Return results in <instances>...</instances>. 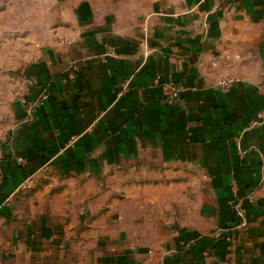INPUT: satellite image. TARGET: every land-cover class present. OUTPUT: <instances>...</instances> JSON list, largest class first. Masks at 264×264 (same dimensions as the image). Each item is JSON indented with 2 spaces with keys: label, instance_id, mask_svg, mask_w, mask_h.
<instances>
[{
  "label": "crops",
  "instance_id": "0c3cea01",
  "mask_svg": "<svg viewBox=\"0 0 264 264\" xmlns=\"http://www.w3.org/2000/svg\"><path fill=\"white\" fill-rule=\"evenodd\" d=\"M51 10L0 95V264H264V0Z\"/></svg>",
  "mask_w": 264,
  "mask_h": 264
},
{
  "label": "rangeland",
  "instance_id": "374dc122",
  "mask_svg": "<svg viewBox=\"0 0 264 264\" xmlns=\"http://www.w3.org/2000/svg\"><path fill=\"white\" fill-rule=\"evenodd\" d=\"M60 2L61 0H0V95L3 97L6 94L4 92L7 91H10L14 97H20V93L14 88V81L10 84L12 79L8 77L9 72L16 73L17 46L29 40L30 31L34 29L42 31L45 28L48 20L53 18L51 9L57 7ZM17 40L20 42L18 45ZM28 52L30 51L23 50L24 61ZM2 116L3 112L0 110V125L3 123ZM11 122L9 117L6 127L8 134L15 126V123L11 125ZM3 132V128H0V171L3 169V134L5 133ZM35 183V178H28L21 191L11 197L12 201L23 191L24 193L30 191Z\"/></svg>",
  "mask_w": 264,
  "mask_h": 264
},
{
  "label": "built area",
  "instance_id": "2783aa9c",
  "mask_svg": "<svg viewBox=\"0 0 264 264\" xmlns=\"http://www.w3.org/2000/svg\"><path fill=\"white\" fill-rule=\"evenodd\" d=\"M144 45H145V48L143 50V60L145 61V60H147V58L149 56V49L147 48V38L144 40ZM74 69L77 70L78 67H74ZM159 79L160 78L157 77V81H159ZM236 82H237V79L233 76H223L218 81V87L225 92H230L232 90L233 86L236 84ZM167 86L173 87V90L177 89V86L174 85V83L172 81H169ZM180 91L181 92L184 91V87H182ZM178 95H179V93L177 91H175L169 97V101L173 102L175 97ZM49 98H50V93L48 92V90H45L44 92H42L39 96H37L36 98L31 100L30 102L27 100H23V101L25 102V104H28V107H27L28 112L34 113L39 108L43 107L44 104L49 100ZM23 185H24V183H23ZM228 239L231 240L230 237H228Z\"/></svg>",
  "mask_w": 264,
  "mask_h": 264
}]
</instances>
